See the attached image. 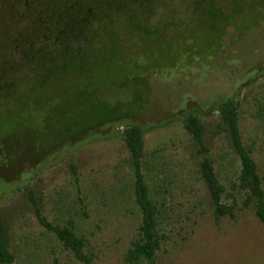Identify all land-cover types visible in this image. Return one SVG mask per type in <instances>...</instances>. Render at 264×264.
<instances>
[{
  "label": "rangeland",
  "instance_id": "374dc122",
  "mask_svg": "<svg viewBox=\"0 0 264 264\" xmlns=\"http://www.w3.org/2000/svg\"><path fill=\"white\" fill-rule=\"evenodd\" d=\"M247 2L224 19L183 0L173 17L180 26L139 32L117 74L89 71L81 96L67 82L55 105L52 92L14 110L16 124L0 135V221L13 256L6 264H86L38 222L34 203L48 222L84 239L88 264H126L141 213L125 125L144 131L142 172L162 236L154 264H264V222L252 205L242 207L240 160L215 110L227 98L238 102L241 140L264 191V0ZM190 113L203 123L204 155L234 218H214L198 146L182 125Z\"/></svg>",
  "mask_w": 264,
  "mask_h": 264
},
{
  "label": "flooded vegetation",
  "instance_id": "af4514ba",
  "mask_svg": "<svg viewBox=\"0 0 264 264\" xmlns=\"http://www.w3.org/2000/svg\"><path fill=\"white\" fill-rule=\"evenodd\" d=\"M191 1L200 13L224 19L242 14L248 3ZM181 2L0 0V135L5 126L16 124L14 110L23 112L27 104L36 106L41 96L49 99L52 92L50 105L56 104L59 95L62 101L67 82L74 85L70 92L79 97L89 71L101 76L117 74L123 61L121 51H133L139 32L145 36L157 30L162 35L180 26V18L173 17L180 15Z\"/></svg>",
  "mask_w": 264,
  "mask_h": 264
},
{
  "label": "trees",
  "instance_id": "16d2710c",
  "mask_svg": "<svg viewBox=\"0 0 264 264\" xmlns=\"http://www.w3.org/2000/svg\"><path fill=\"white\" fill-rule=\"evenodd\" d=\"M224 130L227 133L233 152L239 157L241 168L237 178V188L244 193L242 207L250 205L254 208L257 219L264 222V191L261 177L250 151L243 145L239 130V104L235 98H227L215 106ZM184 130L198 146L197 153L201 155L199 161L200 178L206 186L213 206L215 220L229 216L234 218V209L222 200L224 188L215 173L213 163L204 155L207 150L203 145V123L196 114L190 113L182 119ZM121 127V126H120ZM143 130L138 125H125L121 130V138L130 152L131 164L134 172V198L140 213L141 222L136 238L127 249L123 260L126 264H154L157 251L160 249L162 236L157 229V209L149 197L148 188L142 172L143 158ZM38 222L48 231L52 232L62 246L70 250L75 259L88 264L90 258L83 252L84 239L77 236L72 227L53 225L41 214L34 203ZM13 260L7 248L5 229L0 221V263L6 264Z\"/></svg>",
  "mask_w": 264,
  "mask_h": 264
}]
</instances>
